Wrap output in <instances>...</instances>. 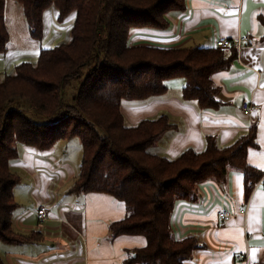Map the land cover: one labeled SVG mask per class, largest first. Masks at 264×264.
Instances as JSON below:
<instances>
[{"label": "trees", "instance_id": "obj_1", "mask_svg": "<svg viewBox=\"0 0 264 264\" xmlns=\"http://www.w3.org/2000/svg\"><path fill=\"white\" fill-rule=\"evenodd\" d=\"M22 6L31 38L43 41L44 13L58 10L57 21L73 18L71 39L41 46L34 60L16 63L0 80V241L20 243L38 239L12 228L18 207L14 189L20 175L12 169L19 144L49 149L59 139L78 137L82 148L79 173L70 192H104L123 201L127 215L111 223L112 235L140 234L146 245L133 250L126 264H184L200 246L194 236H174L176 203L194 201L198 185L225 182L231 169L244 174L246 195L250 181L262 172L247 162L255 145L256 128L221 147L214 136L205 148L184 150L176 158L149 151L173 124L165 114L128 125L124 99L147 100L164 94L166 81L183 77L185 100L201 108L219 101L212 75L228 66L230 55L215 46L159 47L129 43L134 29L167 27L166 14L185 7V0H16ZM0 0V54L8 50L10 32ZM264 25V17H260ZM264 37V35H263ZM236 48V47H234ZM73 84V100L64 99ZM37 117L24 112L25 105ZM0 264H6L0 256Z\"/></svg>", "mask_w": 264, "mask_h": 264}, {"label": "crops", "instance_id": "obj_2", "mask_svg": "<svg viewBox=\"0 0 264 264\" xmlns=\"http://www.w3.org/2000/svg\"><path fill=\"white\" fill-rule=\"evenodd\" d=\"M57 16L56 7L45 11L41 46L51 47L71 39L73 18L59 23ZM260 17H264V0H185L183 9L166 14V28L131 32V45L159 47H209L215 46L220 36L235 39L249 35V41L241 42L238 48H224L227 55L233 49L237 54L227 67L212 75L219 101L215 108H201L196 101L185 100L183 77L168 79L167 90L160 96L130 99L132 102L127 104L122 101L125 121L130 126L161 114L173 124L149 148L150 152L176 158L188 148L202 151L209 136H214L219 146H229L255 127L256 144L248 148L247 162L264 178V25ZM28 52L7 50L0 54V76L16 63L34 60L39 54V50ZM247 102L255 107L246 110ZM70 139H59L43 150L19 144L23 150L21 154L19 150L12 169L21 170H14L21 177L20 183L26 174L31 180L19 188L21 199L17 201L12 228L22 235L37 232L39 237L20 243L0 241V256L6 264H126L133 250L146 245V238L140 234H111V223L127 215L123 201L104 192H70L82 158L81 152L78 165L73 164L75 155L66 144H60ZM257 181H250L249 187ZM249 189L247 196L244 174L231 169L225 182L200 183L196 200L176 203L174 236H194L200 242L184 264H242L236 258L240 252L264 264V185ZM14 194L16 198L15 189ZM32 195L38 201L32 200L26 206L22 200ZM40 207L47 210L45 219L38 217ZM220 208L231 211L230 220L218 219Z\"/></svg>", "mask_w": 264, "mask_h": 264}, {"label": "rangeland", "instance_id": "obj_3", "mask_svg": "<svg viewBox=\"0 0 264 264\" xmlns=\"http://www.w3.org/2000/svg\"><path fill=\"white\" fill-rule=\"evenodd\" d=\"M5 16H6V23L8 26V30L10 32V41L7 45L8 50L29 51L27 54H35L34 51L39 50L42 43L30 37L28 24L26 22L23 9L20 3H18L16 0H6ZM63 30H66V28ZM2 78L3 77L0 76V80ZM73 93H74L73 84H69L65 88L64 99L66 101H72ZM123 102L124 104H127V103L132 102V100L125 99L123 100ZM23 104L25 105V108H24L25 114L35 119H38V120H43V121L47 120L46 118L37 117L36 115H39L37 111L31 107H27L26 101H24ZM60 144H64V145L66 144L68 146L70 150L69 152L75 155V157H73V164L76 163L78 165L80 157H81V152H82L81 145L79 144V139L75 137L74 139L64 141V143H60ZM22 148L23 147L19 145L20 154L22 153V150H23ZM59 162L62 163V161H59ZM13 168L14 170L21 171V170H18L17 167H13ZM26 175L27 176L23 177L24 179L23 182H21L19 185L15 187L16 196H17L16 198L18 199L17 201H20L21 199L20 198L21 196H19V193H18L20 190L19 188H24L25 186L24 182L26 181L29 182V180H31V178H28L29 177L28 174ZM53 175H57V174H53ZM27 199L22 200L24 203H26V206H30V204L33 201H38V199L36 197H33V195L29 196V198Z\"/></svg>", "mask_w": 264, "mask_h": 264}, {"label": "built area", "instance_id": "obj_4", "mask_svg": "<svg viewBox=\"0 0 264 264\" xmlns=\"http://www.w3.org/2000/svg\"><path fill=\"white\" fill-rule=\"evenodd\" d=\"M243 41H249V35L239 36V37H237L235 39H230V38H228L226 36H220L216 40V46L220 47V48H228V47H232V46L238 48L240 46L241 42H243ZM254 107H255L254 105H252V104H250L248 102L244 104V108L246 110L253 109ZM258 185H264V178L261 177L255 184L250 185L249 188H251V191H252ZM248 202L249 201H247V203H246V209H245L244 212H246V210H247ZM217 215H218V219L221 222H226V221L230 220V218L232 216V213L227 208H220L217 211ZM46 216H47L46 208L45 207H40L38 209V217L40 219H45ZM236 258L242 264H259L258 261L251 260L246 252L238 253Z\"/></svg>", "mask_w": 264, "mask_h": 264}, {"label": "snow or ice", "instance_id": "obj_5", "mask_svg": "<svg viewBox=\"0 0 264 264\" xmlns=\"http://www.w3.org/2000/svg\"><path fill=\"white\" fill-rule=\"evenodd\" d=\"M254 254H255V252H254Z\"/></svg>", "mask_w": 264, "mask_h": 264}]
</instances>
